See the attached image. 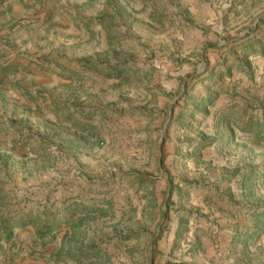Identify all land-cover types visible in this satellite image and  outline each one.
<instances>
[{
	"label": "rangeland",
	"instance_id": "374dc122",
	"mask_svg": "<svg viewBox=\"0 0 264 264\" xmlns=\"http://www.w3.org/2000/svg\"><path fill=\"white\" fill-rule=\"evenodd\" d=\"M0 264H264V0H0Z\"/></svg>",
	"mask_w": 264,
	"mask_h": 264
},
{
	"label": "crops",
	"instance_id": "0c3cea01",
	"mask_svg": "<svg viewBox=\"0 0 264 264\" xmlns=\"http://www.w3.org/2000/svg\"><path fill=\"white\" fill-rule=\"evenodd\" d=\"M84 159H85V160H88L87 157H84ZM34 195H35V194H34ZM37 197L41 199L39 202H42V203L44 202V201H43L44 195H43L42 193H41V194H40V193L37 194ZM34 198H36V197H34ZM92 203H95V202H92ZM91 206L94 207V206H96V205H93V204H92Z\"/></svg>",
	"mask_w": 264,
	"mask_h": 264
}]
</instances>
